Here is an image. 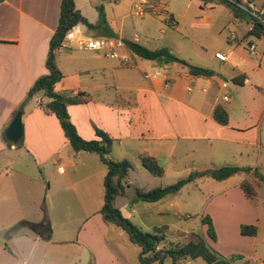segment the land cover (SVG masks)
<instances>
[{
    "label": "crops",
    "instance_id": "1",
    "mask_svg": "<svg viewBox=\"0 0 264 264\" xmlns=\"http://www.w3.org/2000/svg\"><path fill=\"white\" fill-rule=\"evenodd\" d=\"M104 1L76 0V5L92 23L99 20L98 7H104L109 25L118 34L115 39L123 43L117 49L122 48L130 56L128 64L116 58L120 66L147 65L148 59L133 55L126 49L118 25L111 19L120 9L122 0H113L115 6ZM128 1L134 13L135 0ZM149 1L154 8L151 7L153 12L148 13L164 14L166 22L172 15L174 26L178 25L173 8L168 7L169 0ZM257 1L253 0L255 7ZM60 11L61 0H4L0 3V264H140L141 247L130 240L122 227L107 222L101 213L105 191L101 184H104L107 173L106 164L97 153L77 152L71 147L58 117L44 107L47 97L38 94L25 104L21 112L22 145L9 144L3 136L20 111L34 81L48 72L46 59ZM211 18L210 13L198 16L202 24H212ZM90 35L101 34L95 30ZM245 37L236 36L235 43H230V39L222 47H207L206 55L201 54L208 61L205 64L195 63L192 56L178 50L176 54L168 42L164 46L192 64L214 71L212 66L219 65L230 68L235 76L240 73L247 75L260 67V62L257 53H250L249 46L255 43L250 38L253 36ZM76 48L63 45L56 54L64 50L72 52ZM218 51L224 52L227 60L217 58L215 53ZM116 64L95 61L75 70L72 75L63 72L64 77L55 85L56 90L74 89L91 96L87 103L69 106L71 119L82 137L96 138L95 129L99 127L119 139L114 146L120 148L121 158L115 160L141 161V155H151L158 159L165 171L173 166L177 175L200 167L202 170L225 164L247 165L261 171L263 128L259 125V117L252 116L251 110L245 111L247 114L235 112L239 96L251 84L248 75L244 85L230 87L227 84L223 87L221 74L216 71L210 77L196 76L179 62H158L154 71L146 75V82L141 84L117 81L113 84L89 83L84 77L94 71L118 70ZM107 87L115 89L110 100L94 98L93 90L97 92ZM255 92L259 93L256 89ZM225 94L229 100L223 99ZM217 104L228 107V124L215 119ZM242 115L244 119H241ZM256 148L259 151L251 154L250 150ZM201 150L204 154L199 156ZM187 162L193 166H188ZM77 166L81 167L78 173L72 171L74 176L67 171V167ZM236 175L242 177L225 189L241 188V181L250 174ZM204 178L211 177H200L187 184ZM241 190L240 194L248 199ZM177 192L155 202L169 200L171 205L177 204ZM131 211L134 209L122 213L131 219ZM204 216H201V221ZM46 218L52 226L50 239L40 234ZM245 224L256 225L257 234H242L241 226ZM203 226L207 228L206 224ZM152 227L155 229L157 225ZM239 231L242 236L257 239L262 225L250 217L240 224ZM253 263L264 264V260L260 258Z\"/></svg>",
    "mask_w": 264,
    "mask_h": 264
},
{
    "label": "rangeland",
    "instance_id": "2",
    "mask_svg": "<svg viewBox=\"0 0 264 264\" xmlns=\"http://www.w3.org/2000/svg\"><path fill=\"white\" fill-rule=\"evenodd\" d=\"M104 2L112 3L115 6L113 0H105ZM206 4H208V8H206ZM119 5L120 9L115 11L111 19H114L118 25L121 37L136 40L150 48L162 47L168 42L172 47H170L171 50L176 54L178 51L181 54H189L195 63L202 64L208 62L207 59L205 60L201 56V54L206 55L205 49L207 47H222L224 44H228V40L231 39L233 34L242 38L247 35L248 24L252 21L251 14L247 10L242 9L240 15L236 17L226 3L217 0H169L168 7L173 8L179 21L177 26L168 25L166 18L164 19V14L145 12L142 16L135 15L131 11V3L128 0L120 1ZM256 8L264 10V0H258ZM160 10L161 12L164 11L163 9ZM208 13L211 14L213 23L202 24L198 16ZM80 28L84 36H91L90 34L95 31L85 25H80ZM250 38L255 41L257 47L256 57L260 62V67L247 73L251 84H248L239 96L235 112L247 114L248 112L245 111L251 110L252 116L259 117V125L263 128L261 143L263 146L260 148L262 154L259 167L264 172V37L253 36ZM236 41L233 39L230 43ZM117 51L120 54L125 52L122 48ZM93 54L96 56L94 57ZM95 61L117 63L115 67L118 70L110 68L111 71L106 73L99 71L96 73L94 71L93 74L84 75L89 83L107 82V84H113L115 81L131 84L145 83L146 75L152 73L158 63L155 60L148 59L145 66L122 67L116 58L105 56L99 51L81 50L79 47L72 52L64 50L57 53V62L60 69L62 72H69L71 75L76 72L75 70H80ZM141 61H138V63H141ZM212 67L217 73L221 74L222 83L226 82L230 87L240 86L234 82L233 77L235 75L230 71V68L219 65ZM113 73L116 77L113 76ZM90 78L92 79L90 80ZM87 80L86 82H88ZM250 85H253V87ZM255 89L259 91L258 94ZM112 92H115V89L107 87L97 92L93 90L92 94L96 99L110 100ZM227 103L230 105V102ZM245 108L247 110H244ZM244 118L245 116L242 115L241 119ZM113 149L111 157L114 159L121 158L120 148L114 146ZM202 151L204 150L199 152V156L204 154ZM250 151L252 154L259 150L256 148ZM130 161L133 163L134 169L129 174L126 193L115 199V205L122 212H129V210L134 209L130 212L132 215L131 220L144 231L153 232L154 227L152 226L155 224L157 226L167 225L172 231L186 232L183 237H173L172 241L174 242L172 243L188 242L197 238L194 233H201L212 247L224 256L230 257L233 254H242L251 261L256 262L260 258L264 260V181L256 186L257 195L252 199L243 197L242 193L241 196V188L225 189L227 185L236 183L242 177L236 175L231 180L220 181L213 178H204L196 183H189L177 192L178 203L174 205H171L169 200L148 202L137 196V189L148 191L159 186L172 184L180 178L188 176L193 171L189 170L177 175L172 166L165 171L163 176H156L146 169L139 159H130ZM185 164L183 163V165ZM187 164L190 166L192 163L187 162ZM80 167H67V171L74 176L72 171L76 170V173H78ZM101 189L104 191L103 183ZM187 215L189 217L185 218ZM203 215H210L214 220L216 241H212L207 235L201 221ZM250 217L258 220L262 225L260 237L257 239L254 236H242L239 231L240 224ZM166 242L168 244L171 241L166 240ZM182 264L206 263L203 259L198 258L196 260L186 259Z\"/></svg>",
    "mask_w": 264,
    "mask_h": 264
},
{
    "label": "trees",
    "instance_id": "3",
    "mask_svg": "<svg viewBox=\"0 0 264 264\" xmlns=\"http://www.w3.org/2000/svg\"><path fill=\"white\" fill-rule=\"evenodd\" d=\"M4 0H0V3ZM227 4L232 10L234 16L238 17L242 8L230 0H217ZM243 3L245 0H236ZM99 20L97 23H92L77 7L76 0H61V11L59 22L54 34L50 39V47L46 59L48 72L38 77L28 91L26 99L21 104L19 110L23 112L25 104L38 94L48 98L44 107L50 113L55 114L64 131V135L75 151H88L97 153L101 160L107 166V173L104 178V205L101 213L107 222L115 223L122 227L129 235L130 240L141 247L139 254L140 264H182L186 259L196 260L201 258L206 264H254L253 261L246 259L242 254H233L230 257L224 256L215 250L208 242L205 236L201 233H194L197 238L184 243H172V238L183 237L186 232L172 231L169 226L162 225L155 227L153 232L144 231L141 227L135 224L130 218L126 217L120 208L115 205V199L126 193L128 187L127 178L132 169L133 163L128 160H115L111 157V152L118 142V138L113 137L105 130L96 127V138L86 139L81 136L77 126L72 121L69 106L74 104H83L91 100V96L84 91H74V89L56 90L55 85L63 77L64 73L58 66L57 50L64 45L67 32L76 25H85L90 29L100 32V36L118 37V34L109 25L104 7L100 5ZM261 11V9H258ZM148 12H153L150 7ZM159 14V13H158ZM252 21L256 26L249 30L246 37L264 36V22L257 17L252 16ZM169 25H174V17L169 18ZM98 37V36H96ZM126 49L143 59L155 60L160 63L179 62L188 68L192 75L196 76H213L215 71L204 66L190 63L188 60L177 56L168 47L162 46L158 48H150L138 41L123 39ZM231 42V41H230ZM247 75L240 73L233 80L239 85L245 84ZM43 105V104H41ZM215 119L222 123L228 124L229 110L224 104H217L214 109ZM4 138L9 144H14L4 133ZM24 138L15 143L22 145ZM142 165L156 176H163L165 172L164 166L158 159L151 155H141ZM236 174H250L249 177L241 181L240 186L247 197L253 198L257 195L256 186L264 181V172L259 169H253L250 166H239L233 164H225L217 168H206L195 170L188 176L180 178L172 184L159 186L151 190L137 189V196L144 201L155 202L168 195L179 191L185 184L195 181L200 177H211L216 180H225ZM43 228H41V236L50 239L52 235V226L46 218L43 220ZM202 223L207 225V235L216 240V230L211 216L202 217ZM257 226L245 224L241 226V233L244 235L257 234ZM166 240H170L167 244Z\"/></svg>",
    "mask_w": 264,
    "mask_h": 264
},
{
    "label": "built area",
    "instance_id": "4",
    "mask_svg": "<svg viewBox=\"0 0 264 264\" xmlns=\"http://www.w3.org/2000/svg\"><path fill=\"white\" fill-rule=\"evenodd\" d=\"M232 2H236L243 10H247L252 16L257 17L261 21L264 22V10L259 11L253 4V0H245L243 3L237 2L236 0H230ZM146 6V10L144 7ZM154 5L150 3L149 0H135L133 3V12L137 16H142L145 12H147L148 7H153ZM170 18V17H169ZM168 18V21H169ZM167 21V22H168ZM256 26L254 21H251L249 24V30L254 29ZM236 35H232L231 39H235ZM64 45L77 46L81 49L85 50H94L99 51L105 54L106 56H110L113 58H119L124 64H128L130 62V56L128 54H120L117 50L118 47L122 46L123 43L118 41L113 37H105V36H84L82 35L80 25L73 26L65 36ZM256 44L252 43L249 46L250 53L256 54ZM215 56L221 60H227V55L224 52H216ZM159 73L158 71L156 72ZM223 87L227 86V83L224 82ZM224 100H229V96L225 94L223 96Z\"/></svg>",
    "mask_w": 264,
    "mask_h": 264
},
{
    "label": "water",
    "instance_id": "5",
    "mask_svg": "<svg viewBox=\"0 0 264 264\" xmlns=\"http://www.w3.org/2000/svg\"><path fill=\"white\" fill-rule=\"evenodd\" d=\"M23 132L24 130H23V122H22V113L21 111H19L17 112L13 121L9 125L6 131V136L10 141L17 143L22 138Z\"/></svg>",
    "mask_w": 264,
    "mask_h": 264
}]
</instances>
